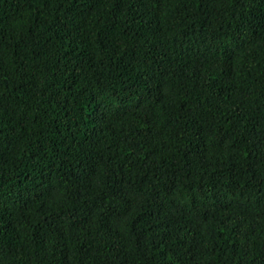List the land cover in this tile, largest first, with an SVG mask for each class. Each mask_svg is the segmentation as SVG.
Returning <instances> with one entry per match:
<instances>
[{"label": "trees", "instance_id": "16d2710c", "mask_svg": "<svg viewBox=\"0 0 264 264\" xmlns=\"http://www.w3.org/2000/svg\"><path fill=\"white\" fill-rule=\"evenodd\" d=\"M0 264H264V0H0Z\"/></svg>", "mask_w": 264, "mask_h": 264}]
</instances>
